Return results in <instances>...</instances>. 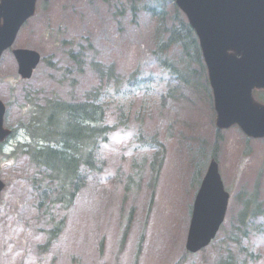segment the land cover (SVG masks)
<instances>
[{
    "label": "rangeland",
    "instance_id": "374dc122",
    "mask_svg": "<svg viewBox=\"0 0 264 264\" xmlns=\"http://www.w3.org/2000/svg\"><path fill=\"white\" fill-rule=\"evenodd\" d=\"M154 28L152 17L142 10H127L125 0H51L40 7L14 46L32 47L43 57L51 56L55 67L43 62L31 79L14 83L10 80L14 58L9 50L4 52L0 98L7 106L6 124L14 126L28 118L23 107L26 90L33 96L82 97L84 90L97 84L93 61L113 65L116 75L136 66L147 70L158 95L165 90V81L171 85L174 81L153 56ZM113 81L101 91L105 123L115 124L126 108L127 122L107 135L98 150L102 169L74 198L62 233L48 246L42 247L51 221L39 215L34 204L38 196L29 181L35 167L24 153L0 157V178L5 182L0 195V264H134L139 246L138 264H215L216 252L227 240L243 200L254 193L262 213L253 223L263 231L246 241L258 255L248 256L244 264H264V139L247 138L235 126L220 131L223 138L216 157L224 187L230 192L226 219L207 248L185 254L187 209L196 191L192 167L201 154L210 158L215 136L209 101L202 108L201 94L191 90L175 101L166 98L159 113L157 102L149 111L142 110L137 101L126 104L113 91ZM203 82L201 76L199 87L205 91ZM200 115L204 116L201 124ZM152 133L166 146L160 166L158 158L152 163L160 155L149 142ZM14 141L3 150L10 154Z\"/></svg>",
    "mask_w": 264,
    "mask_h": 264
},
{
    "label": "trees",
    "instance_id": "16d2710c",
    "mask_svg": "<svg viewBox=\"0 0 264 264\" xmlns=\"http://www.w3.org/2000/svg\"><path fill=\"white\" fill-rule=\"evenodd\" d=\"M129 11H143L155 19L153 37L155 49L153 54L158 64L173 78L175 83L171 86L164 82V98L169 95L179 98L187 91L202 93L199 83L201 75L204 77L205 67L201 50L194 30L187 22L179 8L170 0H125ZM130 80V79H128ZM206 77L204 79V82ZM137 85V80L128 82ZM259 96V93H257ZM210 97V94H208ZM211 100V97H210ZM103 106L97 98L96 89L88 90L85 98L80 100H67L55 98L52 103L46 101L41 112L35 113L24 128L28 134L27 139L20 148L27 153L30 161L36 167L33 177L37 189L43 196L50 195L52 206L59 204L61 208H69L73 204V195L81 193L90 176L101 169L102 164L97 161L98 150L107 140V135L116 129L113 125L103 122ZM149 142L156 145L160 152L158 158L161 162L166 152V146L159 141L156 133H152ZM221 137L216 135L211 142V157H216L221 145ZM203 149V148H202ZM204 155L201 154L193 165L194 176L199 181L204 168ZM248 197L238 212L239 219L232 223L235 232L229 240L238 245V251L251 255L248 247L240 245L239 225L247 224L248 216L254 217L260 213L259 207L244 212L248 207ZM47 213L50 211L47 209ZM65 216L52 220V227L48 231V239L58 236ZM227 243V242H226ZM224 244V252L220 264H239L232 248ZM239 255H241L239 253Z\"/></svg>",
    "mask_w": 264,
    "mask_h": 264
},
{
    "label": "water",
    "instance_id": "95a60500",
    "mask_svg": "<svg viewBox=\"0 0 264 264\" xmlns=\"http://www.w3.org/2000/svg\"><path fill=\"white\" fill-rule=\"evenodd\" d=\"M35 1L1 0L0 53L33 14ZM175 1L199 39L213 92L216 126L237 124L248 136L264 137V103L252 93L254 88L264 89V0ZM14 52L20 73L28 77L39 54L28 49ZM3 113L0 101V140L10 133L2 128ZM2 188L0 181V191ZM228 197L217 162L212 159L195 196L186 240L188 250H199L215 236Z\"/></svg>",
    "mask_w": 264,
    "mask_h": 264
},
{
    "label": "flooded vegetation",
    "instance_id": "af4514ba",
    "mask_svg": "<svg viewBox=\"0 0 264 264\" xmlns=\"http://www.w3.org/2000/svg\"><path fill=\"white\" fill-rule=\"evenodd\" d=\"M13 81H14V82H21L22 79H20L19 76L14 75V76H13ZM5 145H6V142L2 143V144H1V147H4Z\"/></svg>",
    "mask_w": 264,
    "mask_h": 264
},
{
    "label": "bare ground",
    "instance_id": "6f19581e",
    "mask_svg": "<svg viewBox=\"0 0 264 264\" xmlns=\"http://www.w3.org/2000/svg\"><path fill=\"white\" fill-rule=\"evenodd\" d=\"M211 157V156H210ZM212 158H216V157H212Z\"/></svg>",
    "mask_w": 264,
    "mask_h": 264
}]
</instances>
